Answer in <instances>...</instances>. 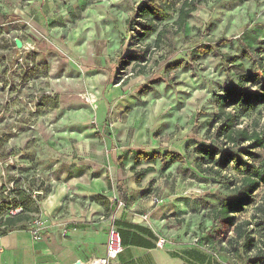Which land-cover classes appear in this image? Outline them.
Returning a JSON list of instances; mask_svg holds the SVG:
<instances>
[{"label":"rangeland","instance_id":"obj_1","mask_svg":"<svg viewBox=\"0 0 264 264\" xmlns=\"http://www.w3.org/2000/svg\"><path fill=\"white\" fill-rule=\"evenodd\" d=\"M141 1L38 0L43 34L32 22H16L25 26L10 35L20 34L36 49L25 53L20 62L16 48L0 44V98L7 78L12 93L25 94L22 100L0 104V186H9L10 176L17 178L16 184L39 192L38 201H44L63 182L95 177L108 170L109 157L121 152L116 147L118 129L130 123L126 137L132 142L137 139V149L151 156L154 151L178 152L186 156L185 165L192 166L193 142L204 138L206 129L204 124L193 129L197 114L199 121L210 116L207 113L215 110L212 94L229 85L235 71L257 72L243 51L245 46L264 43V0H202L182 28L173 23L182 0H155L170 14L158 46L156 32L135 40L130 30L129 23L139 19L136 8ZM28 3L15 0V7L19 10ZM221 39H225L219 47L222 56L198 50L202 44L215 47ZM6 45L9 49L3 48ZM128 53L138 58L131 59ZM29 61L37 63L35 71L40 76L46 70L47 76L69 80L56 83L34 75L27 83L23 66ZM43 88L52 90L56 104L51 105L49 96L33 110L27 103L29 93ZM263 125L264 117L259 126ZM148 165L158 176L149 182L146 197L164 199L176 192L171 200L190 201V209L182 207L179 214L173 213L169 228L186 231L192 240L198 234V215L210 218L208 208L194 213V201H207L225 191L210 180H191L188 172L177 169L178 162L164 171L158 158L138 167ZM69 175L75 176L66 179ZM75 187L66 191L55 219L67 220L85 210L94 213L92 204L101 195ZM262 193L263 185L255 192L257 201ZM41 202L33 218L42 217ZM250 212L247 207L239 217ZM203 227H210L207 235L215 243L223 240L221 245L232 235V228L224 223L213 227L207 222ZM214 246L219 249L218 243ZM231 263L243 264L240 258Z\"/></svg>","mask_w":264,"mask_h":264},{"label":"trees","instance_id":"obj_2","mask_svg":"<svg viewBox=\"0 0 264 264\" xmlns=\"http://www.w3.org/2000/svg\"><path fill=\"white\" fill-rule=\"evenodd\" d=\"M200 2L202 0H182L173 23L182 28ZM136 9L139 19L129 23L130 30L135 33V40L143 38L147 33L156 32L155 46H158L166 28L165 21L170 14L155 0H142ZM13 17L15 21L21 19L16 18L15 15ZM160 25L163 26L162 29H158ZM24 26L25 24L16 23L0 29V44L7 42L13 48L14 41L12 39L8 41L5 34H11L13 30ZM16 36L24 40L20 34ZM224 43L225 39H221L215 47L202 44L198 50L203 54L222 56L219 47ZM3 48L9 49L8 45ZM244 48L246 49L243 55L249 57L251 64L257 68V72L235 71L230 84L223 87L220 92L212 94L215 110L207 113L210 116L199 121V113L197 114L193 129H198L201 124L206 125L204 135L207 138L193 142L192 166H186V156L178 152L154 151L151 156L140 149H130L129 153L133 162L131 169L137 182H140L153 168L148 165L135 169V166L156 158L161 162V171L170 164L178 162L177 169L184 173L188 172L187 176L191 179L197 182L208 180L216 182L225 194H218L207 201L199 199V205L202 210L208 208L210 218L206 217L205 213L202 217L206 218L213 227L219 222L232 228V235L226 239L224 245H221L223 240H216L219 244L218 251L227 256L228 264H234L231 263L234 258H240L243 264H264V193L261 194L259 201L255 198V192L260 186H264V125L259 126L260 119L264 117V43L262 42L259 47L248 45ZM261 52H263L262 55ZM127 56L131 59L138 58L133 53H128ZM1 62L0 55L2 66ZM33 64L34 66L27 71L23 66L27 74L24 80L34 78V75L39 79L40 75L35 71L37 63L33 62ZM233 68L231 67V70ZM41 73V76H47L46 70ZM49 96H51L49 101L53 102L51 105L55 106L56 97L53 94H42L36 110L43 104L44 98H50ZM72 176L75 175H69L66 179ZM9 180L13 181L12 187L0 186V234L15 229H29L33 220L32 213L38 209L37 202L44 199L38 201L40 194L33 195L34 189L16 184L17 178L10 176ZM149 190L150 188L145 192ZM103 204L105 215H108L110 206L106 201ZM17 207L21 208L19 212L14 214L9 212ZM247 207H251L249 216L240 218L239 214L243 213ZM203 221H197L198 234L195 236L196 241L192 242L216 245L214 239L206 233L211 226L204 229ZM200 233L203 235L200 236ZM183 254L197 260L201 251L197 247H191L185 249ZM206 257V264H223L211 257L209 253H206Z\"/></svg>","mask_w":264,"mask_h":264},{"label":"crops","instance_id":"obj_3","mask_svg":"<svg viewBox=\"0 0 264 264\" xmlns=\"http://www.w3.org/2000/svg\"><path fill=\"white\" fill-rule=\"evenodd\" d=\"M29 2L17 10L15 0H0V29L15 25L21 20L32 22L36 30L42 33L44 19L39 10L42 4L40 2L38 5V0ZM31 11L33 14L29 16ZM14 15L21 19L13 20ZM130 124H123L118 129L116 147L121 152L109 157L112 164L108 170L105 169L95 177L87 178L85 174L86 177L72 178L68 183L58 185L55 192L41 202L43 227L40 229L39 239H34L29 229H15L0 234V264H73L103 256L106 251L110 214L115 218L123 247L112 264H206V253L223 264L228 262L227 256L219 252L213 243L196 244L186 231L170 230L169 225L174 220L173 213L179 214L182 207L190 209V201L184 203L171 200L170 197L177 196L176 192L164 198L160 204H153L146 197L145 191L150 188L149 182L157 179L158 175L151 170L140 182L135 180L129 150L137 149V139L132 142L126 137ZM117 160L118 164L123 163L122 167H117ZM79 162L81 163L80 160ZM86 162L88 161H83L85 164ZM137 167L136 165L135 169ZM74 186L81 192L101 195L92 204L94 213L85 210V213H75L76 215H71L67 220L55 219L53 216L66 191ZM114 195L124 199V204L113 203ZM104 201L110 206L108 215H105ZM194 204L197 206L194 213H203L199 200L194 201ZM201 220H204V224L207 223L206 218L198 215V222ZM191 247H197L201 251L197 260L183 254L185 249Z\"/></svg>","mask_w":264,"mask_h":264},{"label":"built area","instance_id":"obj_4","mask_svg":"<svg viewBox=\"0 0 264 264\" xmlns=\"http://www.w3.org/2000/svg\"><path fill=\"white\" fill-rule=\"evenodd\" d=\"M6 37L11 38L14 41V38H16L17 36L12 37L10 35V33H6L5 34ZM18 38V37H17ZM21 47L18 48L16 47V45L13 46V48H16V50L18 51V60L20 62H22L24 54L27 52H32V50H35L36 47L34 46V43L27 41V40H21ZM34 66L32 61L26 62L24 65V70L27 71L28 69H31ZM53 80L54 82H61V81H68L69 77H64V76H60V77H52V76H40L39 80ZM32 79H27L26 82L30 83ZM7 83L5 85V92L3 96V98H0V104L4 105L6 104L7 101L10 100H14L16 98L22 100L24 99V95L25 94H18L16 93H12L9 89L11 82L10 79L7 78ZM31 94V99L27 100V103L29 105V107H34L36 110L37 104L40 101V96L42 94H46V95H52V90L50 88H43L42 91H39L38 89H31V92L29 93V95ZM23 95V96H22ZM1 96V97H2ZM87 98V97H86ZM88 100V98H87ZM37 111V110H36ZM12 156L9 157V161H12ZM193 180V179H191ZM9 187L13 186V181L11 180L9 182ZM39 194V192L34 191L33 195H37ZM150 200L153 204H157V203H161L163 201L162 198H159L157 195H153L150 197ZM112 202L117 203L118 205H123L124 201L118 197L117 195H114L112 197ZM21 210L20 207H17L15 209L10 210L9 212L14 214L16 212H19ZM115 218L113 215H109V225H108V235H107V242H106V251L105 254L103 256H99V257H91L89 260H87L86 262H84V264H112L118 257L119 253L122 251L123 247L121 244V236L119 233V229L118 227L115 225L114 223ZM43 227V219L41 216L39 217H35L33 218L32 222H31V226L29 228L32 236L34 239H39L41 234H40V229ZM194 241H196V238H193Z\"/></svg>","mask_w":264,"mask_h":264},{"label":"water","instance_id":"obj_5","mask_svg":"<svg viewBox=\"0 0 264 264\" xmlns=\"http://www.w3.org/2000/svg\"><path fill=\"white\" fill-rule=\"evenodd\" d=\"M14 43H15V45H16V47H18V48H20L21 47V40L19 39V38H14ZM73 264H84V262H82V261H76L75 263H73Z\"/></svg>","mask_w":264,"mask_h":264},{"label":"bare ground","instance_id":"obj_6","mask_svg":"<svg viewBox=\"0 0 264 264\" xmlns=\"http://www.w3.org/2000/svg\"><path fill=\"white\" fill-rule=\"evenodd\" d=\"M68 182H69V181L63 182L62 185H63L64 183H68ZM72 182H73V181H72ZM70 188H71V187H70ZM70 188H69V189H70Z\"/></svg>","mask_w":264,"mask_h":264}]
</instances>
